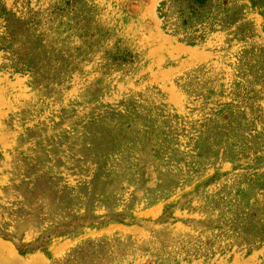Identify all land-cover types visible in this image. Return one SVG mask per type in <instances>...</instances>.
Segmentation results:
<instances>
[{"label":"rangeland","instance_id":"1","mask_svg":"<svg viewBox=\"0 0 264 264\" xmlns=\"http://www.w3.org/2000/svg\"><path fill=\"white\" fill-rule=\"evenodd\" d=\"M180 2L0 0V264H264V0Z\"/></svg>","mask_w":264,"mask_h":264},{"label":"trees","instance_id":"2","mask_svg":"<svg viewBox=\"0 0 264 264\" xmlns=\"http://www.w3.org/2000/svg\"><path fill=\"white\" fill-rule=\"evenodd\" d=\"M182 3H183V7L185 5L186 8L188 7H203L205 6L206 4V0H182ZM180 2V4H182ZM35 192V191H34ZM36 198V194L34 193L33 194H30L27 198H25L24 201H22V203L20 202V212H16L15 215H14V218H13V223H14V227H15V230L11 233H8L6 231H4L3 227L0 226V235H2L3 237L5 238H9V239H12L16 245L19 247V249H21L22 251H32L34 250V246H31V245H24V244H19L20 242L18 241L17 239V232L20 231L21 227H20V223L21 221L23 220V218L26 216V215H30L31 213H36L37 211L34 209L36 207H34V199ZM28 207V208H26ZM24 209H27V211H24ZM21 212H23L22 214H20ZM27 224V223H26ZM1 225V223H0Z\"/></svg>","mask_w":264,"mask_h":264}]
</instances>
